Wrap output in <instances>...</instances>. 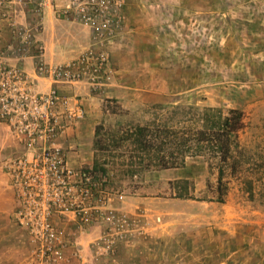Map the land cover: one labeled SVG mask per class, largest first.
<instances>
[{
    "label": "rangeland",
    "instance_id": "374dc122",
    "mask_svg": "<svg viewBox=\"0 0 264 264\" xmlns=\"http://www.w3.org/2000/svg\"><path fill=\"white\" fill-rule=\"evenodd\" d=\"M119 1L122 18L108 45L111 58L112 53L129 48L124 43L131 38L146 43L151 59L163 54L160 58L167 65L178 58L174 52L188 54L191 49L198 57L177 64L192 65V70L186 68L191 72L113 71L109 88L92 92L99 95L102 107L101 118L92 117V123H87L85 114L71 120L66 107L57 108L62 129L49 143L62 150L70 167L93 166L99 124L119 132L129 125L157 122L183 133L205 130L200 120L204 112L227 115L240 110L244 125L226 163L220 154L194 151L184 166L145 169L129 143L112 154L104 153L112 192L109 208L129 215L132 225L108 236L105 223L85 226L72 213L56 214L53 224L61 231L68 264H264V0ZM68 2L54 0L47 10L55 9L60 16L78 22L72 9L65 13ZM134 4L154 8L144 16L138 9H129ZM175 5H193L197 12H176ZM44 29L45 13L41 16L28 5L0 0V61L36 77L41 62L51 64L42 39ZM21 32L26 38L35 33L27 39L31 45L22 42ZM163 38L160 45H147ZM195 69L198 72H192ZM142 78L145 85L140 84ZM113 80H122L118 99L111 94L107 97ZM133 81H137L136 88L125 84ZM137 87L143 90L136 91ZM60 88L61 97L80 104V97L68 96ZM127 98L138 103L129 104ZM178 108L192 114L176 113ZM0 122L7 128L0 132V264H40V244L19 214L22 203L13 178L17 160L32 162L41 144L27 146L26 133L17 132L1 117V111ZM220 168L225 171L222 184ZM20 191L26 197L25 190ZM121 195L124 198L119 201ZM105 237L115 240L111 249L110 242H103Z\"/></svg>",
    "mask_w": 264,
    "mask_h": 264
},
{
    "label": "built area",
    "instance_id": "2783aa9c",
    "mask_svg": "<svg viewBox=\"0 0 264 264\" xmlns=\"http://www.w3.org/2000/svg\"><path fill=\"white\" fill-rule=\"evenodd\" d=\"M11 1L19 6L28 5L42 16L54 0H8ZM121 6L119 0H69L65 13L72 9L78 22L93 31L92 43L77 58L64 64L41 62L34 78L24 68L0 61L1 117L17 132L26 133L27 146L41 144L32 162L17 160L13 178L17 199L22 203L19 214L40 244V264H68L70 260L60 241L61 231L53 224L56 214L72 213L85 226L105 223L108 236L132 225L129 215L109 208L112 192L103 173L92 167H70L62 150L49 143L62 129L57 108L66 107L71 120L84 117L79 103L70 104L60 96L61 85L84 83L95 93L109 88L113 69L108 45L122 18ZM40 26L34 28L38 30ZM34 34L26 38V33L21 32L20 38L29 45L27 39H32ZM40 79L48 81L47 91L39 89ZM21 189L26 197L19 193ZM123 198L118 197L119 201ZM107 241L111 249L115 240L105 237L103 242Z\"/></svg>",
    "mask_w": 264,
    "mask_h": 264
},
{
    "label": "trees",
    "instance_id": "16d2710c",
    "mask_svg": "<svg viewBox=\"0 0 264 264\" xmlns=\"http://www.w3.org/2000/svg\"><path fill=\"white\" fill-rule=\"evenodd\" d=\"M195 110V108L191 109V111ZM177 111L179 112L176 113L184 115L192 114L184 108H178ZM210 111L216 112L217 110L211 109ZM200 120L206 125L205 130H188L183 133L173 131L168 124L159 126L157 122L146 126L129 125L127 129L119 130V132L108 131L104 124H99L95 128L93 142V149L98 155L91 167L108 177V161L104 159L103 156L106 155L104 153L112 154L127 143L140 154L136 157L139 159V166L145 169L152 167L170 169L184 166L186 158L194 151L201 155L205 151H211L212 155L220 154L223 163L228 162L232 147L238 145V133L244 125L242 111L230 110L227 115L204 112ZM112 157L116 156L112 155ZM224 176L225 171L220 168L221 184ZM220 194L222 195V189H220Z\"/></svg>",
    "mask_w": 264,
    "mask_h": 264
},
{
    "label": "crops",
    "instance_id": "0c3cea01",
    "mask_svg": "<svg viewBox=\"0 0 264 264\" xmlns=\"http://www.w3.org/2000/svg\"><path fill=\"white\" fill-rule=\"evenodd\" d=\"M130 8L131 10L138 9L143 13L144 16H146L151 12L154 6L151 4H134L133 6H129V9ZM185 8L183 6L178 5L173 6V10L176 12H184L187 9H189L188 11H191L192 13L197 12L193 9V5L185 6ZM150 19V17H147V21ZM147 21L145 22V25L147 24ZM176 22L182 23V20ZM42 39L46 45V53L49 63L63 64L77 58L78 55L81 53L80 51L82 49L88 48L91 45L92 32L88 28L82 26L81 24L73 20V18L69 19L64 16H60L58 11H56L55 9H50L45 12V29L42 35ZM163 40L164 38L162 40L158 39L159 42L148 41L147 43L149 44L147 45L156 43H158L157 45H160L162 44L161 42ZM124 44L129 46V48H126L122 51L117 50L119 53H112L113 55L111 58L110 66L116 74H121L122 72H163V74L165 72H191L193 68L192 65L190 67H185L183 65H180L178 67V65L182 60L189 59V61H192L196 60L198 57L196 53H194V51H192L191 49L188 54H184L182 52H174V56L178 58L174 59L173 63H170L173 65H167V61H164L163 58H160L163 56V54H159L156 59H151V56H149V53L146 51L147 49L144 47L146 43L141 44V41H138L136 38L128 39L127 42ZM186 68H189L191 70L186 71ZM192 72H198V70L195 69ZM147 77L148 76H146V78ZM121 81L122 80H120V82L113 80L112 86L114 88L109 89L107 97H109L108 95L111 94L114 96V98H119L118 95L120 93V88L118 87L122 84ZM136 82L137 81H133L130 84H125L127 85V87L129 86V88H132L133 86L135 87ZM140 84L145 85L146 80L142 78L140 80ZM46 86L48 88V81L41 80L39 89L45 90ZM162 86L165 87L164 81ZM60 87L61 91L66 95H74L75 97H80L79 102L83 108L84 114L86 115L85 120H89L87 123H92V121H90L92 117L98 118L100 116L101 118L102 107L101 101L98 97L99 95L97 96V94L92 93V91L88 88L87 85H85L84 83H77L70 85H61ZM137 88L138 89L136 91L143 90V87ZM127 99L129 104L138 103V101H130L129 98ZM86 129L84 128L85 131ZM1 130L6 131L7 128L3 123L0 122V132ZM236 253L238 252H233V255H235ZM222 264H225V262H223Z\"/></svg>",
    "mask_w": 264,
    "mask_h": 264
}]
</instances>
